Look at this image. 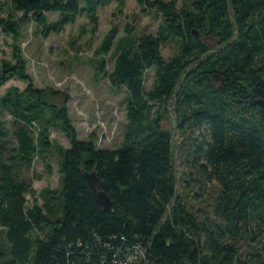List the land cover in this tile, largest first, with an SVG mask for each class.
<instances>
[{
  "label": "trees",
  "instance_id": "16d2710c",
  "mask_svg": "<svg viewBox=\"0 0 264 264\" xmlns=\"http://www.w3.org/2000/svg\"><path fill=\"white\" fill-rule=\"evenodd\" d=\"M112 2L120 12L125 6L124 0H10V14L0 20L13 42L11 60L0 61V89L12 80L26 84L0 97V110L12 119L9 130L0 121L1 264H117L135 246L147 264H264V109L250 106L264 101V0H183L180 9L176 0H137L162 23L157 37L137 39L127 27L115 41L111 30L97 49L106 55L113 48L106 77L128 94L123 144L99 150L79 141L68 111L34 88L18 43L30 23L46 38L82 14L94 34L97 8ZM46 13L57 21L48 24ZM167 41L177 42L178 52L165 62L160 49ZM150 70L154 85L145 93ZM171 99L181 123L206 130L192 166L220 187L212 220L199 221L176 194L172 137L148 104ZM50 130L65 133L69 148L52 143ZM36 160L48 176L56 161L59 189L43 190L42 205L33 200L28 207L26 195L34 193L25 173ZM91 172L111 211L84 180ZM246 240L251 245L243 252Z\"/></svg>",
  "mask_w": 264,
  "mask_h": 264
},
{
  "label": "rangeland",
  "instance_id": "374dc122",
  "mask_svg": "<svg viewBox=\"0 0 264 264\" xmlns=\"http://www.w3.org/2000/svg\"><path fill=\"white\" fill-rule=\"evenodd\" d=\"M124 1L125 6L121 12L115 2L97 8V26L94 34L91 33L92 24L86 15L82 14L60 34H51L46 38L41 35L40 27L30 23L22 29L18 43L26 64V72L34 88L46 93L49 104L68 111L79 141H93L99 150H115L123 144L127 125L128 94L124 88L113 87L106 77L113 71V48L106 55L97 54V49L111 30L116 32L115 41L125 36L127 27L134 29L133 36L137 39L142 36L157 37L162 23V20L156 17L155 9L140 6L137 0ZM182 5L183 0H176V9H180ZM82 6L84 7L83 3ZM9 14L10 0H0V20H6ZM45 17L48 24H53L58 19L56 13H46ZM205 42L214 51L219 48V44L212 39ZM12 45L11 38L0 29V61L11 60ZM177 52L178 44L174 41H167L160 49V55L165 62L174 58ZM100 64L105 75L98 70ZM153 85L154 72L150 70L144 75L143 91H151ZM13 88L23 91L26 84L17 80L9 81L0 89V97ZM148 104L152 108V117L160 119L159 126L172 137L176 194L184 200L187 209L199 221H204L205 218L212 220L220 187L216 181L207 182L192 166L194 145L207 136L206 130H198L181 123L173 99L165 104ZM0 121L5 123L6 129H10L12 119L1 110ZM49 140L65 149L69 148L67 136L60 130H50ZM50 169L51 175L48 176L42 161L36 160L33 169L25 173L34 193L33 196L26 195L28 207L33 205V200L42 205L40 194L43 190L59 189L56 161L50 164ZM241 245V251L244 252L251 244L246 240Z\"/></svg>",
  "mask_w": 264,
  "mask_h": 264
},
{
  "label": "water",
  "instance_id": "95a60500",
  "mask_svg": "<svg viewBox=\"0 0 264 264\" xmlns=\"http://www.w3.org/2000/svg\"><path fill=\"white\" fill-rule=\"evenodd\" d=\"M35 0H30V2H34ZM194 37L197 39L199 35L195 32H193ZM250 106H258L260 108L264 109V101L262 100H256L253 103L250 104ZM84 180L87 182L88 186L90 187L93 197L97 201V203L106 211H111L112 204L108 196L100 191L96 190V183H97V177L95 172L91 173H83Z\"/></svg>",
  "mask_w": 264,
  "mask_h": 264
},
{
  "label": "built area",
  "instance_id": "2783aa9c",
  "mask_svg": "<svg viewBox=\"0 0 264 264\" xmlns=\"http://www.w3.org/2000/svg\"><path fill=\"white\" fill-rule=\"evenodd\" d=\"M146 259L145 251L135 246L117 264H147Z\"/></svg>",
  "mask_w": 264,
  "mask_h": 264
}]
</instances>
